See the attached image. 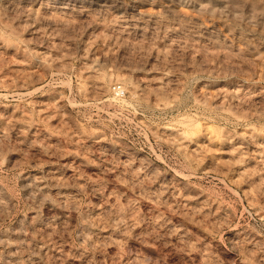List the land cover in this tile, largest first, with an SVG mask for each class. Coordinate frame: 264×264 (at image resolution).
Returning <instances> with one entry per match:
<instances>
[{
    "label": "rangeland",
    "instance_id": "1",
    "mask_svg": "<svg viewBox=\"0 0 264 264\" xmlns=\"http://www.w3.org/2000/svg\"><path fill=\"white\" fill-rule=\"evenodd\" d=\"M0 264H264V0H0Z\"/></svg>",
    "mask_w": 264,
    "mask_h": 264
},
{
    "label": "built area",
    "instance_id": "2",
    "mask_svg": "<svg viewBox=\"0 0 264 264\" xmlns=\"http://www.w3.org/2000/svg\"><path fill=\"white\" fill-rule=\"evenodd\" d=\"M112 89H113V91H114L115 93H118V92L122 91V90H121V87L118 86V85H114V86L112 87Z\"/></svg>",
    "mask_w": 264,
    "mask_h": 264
}]
</instances>
